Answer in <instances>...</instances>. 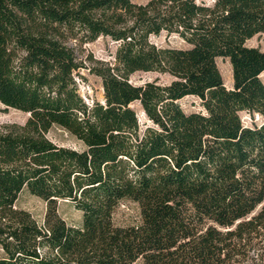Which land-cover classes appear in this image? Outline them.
<instances>
[{
	"label": "trees",
	"instance_id": "obj_1",
	"mask_svg": "<svg viewBox=\"0 0 264 264\" xmlns=\"http://www.w3.org/2000/svg\"><path fill=\"white\" fill-rule=\"evenodd\" d=\"M163 33L187 46L151 40ZM261 33L264 0H0V112L29 114L0 125V264H264V121L240 114L264 117V50L246 44ZM101 36L111 61L85 52ZM82 69L103 100L81 95ZM137 71L172 79L135 84ZM190 95L202 110L183 109ZM54 125L83 147L51 140ZM24 190L42 221L16 206ZM123 201L139 213L119 224Z\"/></svg>",
	"mask_w": 264,
	"mask_h": 264
},
{
	"label": "rangeland",
	"instance_id": "obj_2",
	"mask_svg": "<svg viewBox=\"0 0 264 264\" xmlns=\"http://www.w3.org/2000/svg\"><path fill=\"white\" fill-rule=\"evenodd\" d=\"M137 3H145L148 0H133ZM199 2H205L212 4L214 0H198ZM151 40L159 45H173V46H187V44L177 35H168L166 33L160 36H151ZM246 44L248 46L259 47L264 50V34H256L252 38L248 39ZM86 53H91L94 57L103 60H113L116 50V43L108 37H99L93 42H89L85 46ZM219 70L222 74L224 82L227 87L233 86L232 67L228 58L218 57L216 59ZM83 78H79V90L81 95L87 102H92L94 99L103 100V87L101 79L93 73H90L87 69L80 71ZM172 77L168 74L153 71H137L131 75L130 80L135 84H143L147 81L158 80L160 83H169ZM261 79L264 82V72L261 74ZM180 104L186 112L199 111L203 107L201 100L196 96H186L180 100ZM138 112L141 122L146 121L145 114L138 102L132 105ZM242 121L245 125H252L253 123H262L264 117L260 114H249L247 111L241 113ZM28 113L15 108H6L0 112V125L17 123L25 124L28 120ZM47 136L56 142L57 144L70 146L74 148H82L83 144L74 135L68 132L66 129L54 125L47 133ZM17 207L28 209L33 215L42 221L46 212V202L35 195L30 194L24 190L19 194ZM59 212L65 218V220L72 225H78L82 219L81 211L77 210L74 205L67 200H59L58 202ZM139 208L137 204L131 201H123L117 207L115 212V220L119 224L128 223L138 217ZM1 254V249H0ZM132 264H143L142 260H137Z\"/></svg>",
	"mask_w": 264,
	"mask_h": 264
},
{
	"label": "bare ground",
	"instance_id": "obj_3",
	"mask_svg": "<svg viewBox=\"0 0 264 264\" xmlns=\"http://www.w3.org/2000/svg\"><path fill=\"white\" fill-rule=\"evenodd\" d=\"M29 115V114H28Z\"/></svg>",
	"mask_w": 264,
	"mask_h": 264
}]
</instances>
